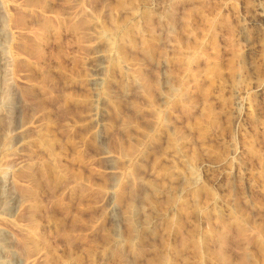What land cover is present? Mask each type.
Returning <instances> with one entry per match:
<instances>
[{"label": "rangeland", "instance_id": "obj_1", "mask_svg": "<svg viewBox=\"0 0 264 264\" xmlns=\"http://www.w3.org/2000/svg\"><path fill=\"white\" fill-rule=\"evenodd\" d=\"M263 7L0 0V264H264Z\"/></svg>", "mask_w": 264, "mask_h": 264}, {"label": "bare ground", "instance_id": "obj_2", "mask_svg": "<svg viewBox=\"0 0 264 264\" xmlns=\"http://www.w3.org/2000/svg\"><path fill=\"white\" fill-rule=\"evenodd\" d=\"M262 9L264 10V7H263ZM0 17H1V16H0ZM0 26H1V25H0ZM0 39H1V38H0ZM2 45H3V44H2ZM3 46H4V45H3ZM3 46H0V52H1V53H3V51L5 50V49L3 48ZM3 49H4V50H3ZM4 52H5V51H4ZM1 53H0V54H1ZM4 54H5V53H3V54H2V57H1V58H2V60H1L2 62H1V63H2L3 65L6 64V62L8 61V60L6 59L7 57H5ZM0 56H1V55H0ZM5 66H6V65H5ZM99 68H100V67H99L98 65H96V66H94V68H93L92 71H91V72H92V73H91V75H92V76H91V78H92V83H94V84L97 83V82L95 81V80H96L95 78H96V76H97V74H98ZM4 69H6V68H4ZM2 70H3V69H2ZM0 73H1V72H0ZM3 73H4V72H3ZM4 75H6V74L4 73ZM1 76H2V75H1ZM7 76H8V75H7ZM5 78H6V76H5V77L3 76V78L0 80V96H2V95L5 93V87H4V86H6V85H4V83H5ZM6 79H8V78H6ZM3 85H4V86H3ZM6 89H7V88H6ZM6 93H7V92H6ZM7 94H8V93H7ZM4 96H5V94H4ZM4 96H3V97H4ZM2 99H3V98H2ZM5 101H6V100H5Z\"/></svg>", "mask_w": 264, "mask_h": 264}]
</instances>
